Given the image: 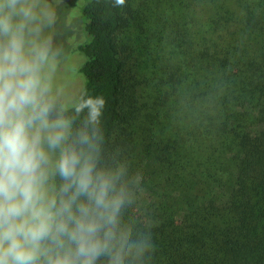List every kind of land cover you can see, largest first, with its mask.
<instances>
[{
	"label": "trees",
	"instance_id": "trees-1",
	"mask_svg": "<svg viewBox=\"0 0 264 264\" xmlns=\"http://www.w3.org/2000/svg\"><path fill=\"white\" fill-rule=\"evenodd\" d=\"M114 5L83 6L89 39L79 102L106 101L99 125L106 163L139 148L136 170L133 151L122 160L127 179L143 177L130 183L134 196L122 215L133 239L150 237L139 264H264V0ZM131 25L172 52V63L160 57L166 78L152 104L139 93L132 68L139 64L127 60L123 34ZM67 115L79 125L74 105ZM133 120L139 132H120Z\"/></svg>",
	"mask_w": 264,
	"mask_h": 264
},
{
	"label": "clouds",
	"instance_id": "clouds-1",
	"mask_svg": "<svg viewBox=\"0 0 264 264\" xmlns=\"http://www.w3.org/2000/svg\"><path fill=\"white\" fill-rule=\"evenodd\" d=\"M45 22L39 0H0V264H139L152 244L122 220L133 181L103 159L106 101L67 115Z\"/></svg>",
	"mask_w": 264,
	"mask_h": 264
},
{
	"label": "rangeland",
	"instance_id": "rangeland-1",
	"mask_svg": "<svg viewBox=\"0 0 264 264\" xmlns=\"http://www.w3.org/2000/svg\"><path fill=\"white\" fill-rule=\"evenodd\" d=\"M88 1L39 0L41 8L51 15V22H45L44 24L43 34L54 41V46L61 53L56 59L53 83L54 88L61 90L62 103L67 107L79 102L87 81L83 71L87 56L82 47L85 41L87 42L89 39V34L86 31L87 19L83 15V6ZM150 25L155 30L156 27L153 21ZM123 40L128 56L127 60L131 63L139 64L137 68L136 65L135 68L132 67L134 74L142 82L139 87V93L143 94L146 101H150L151 104L153 100L155 102L158 101L157 98H159V94L164 88V84L160 83V78H166L162 74L165 70L162 66L167 65L166 62L160 61V57L167 58L172 63V52L167 45L159 44L150 31L142 30L140 32L134 25L126 28L123 34ZM128 44L134 47V52L131 53L129 46L127 50ZM131 74L133 73L131 72ZM143 113L146 114V111H143ZM136 121H132L133 129L128 127L124 130L123 128L126 126L124 124L121 126L120 132L128 133L132 130L139 132L140 130L137 128ZM138 150V146L133 145L123 155L120 154L117 161H120L119 159H126L127 154H129L128 152L133 151L135 155L129 161L133 163L131 165L136 170L141 160V155H139ZM122 160L117 163L123 164ZM137 176L143 178L141 174H137ZM129 179L132 181L131 178ZM135 180L136 178L133 179V181ZM140 182V180L138 183L135 182L136 186L140 185ZM141 208L140 205L134 207L135 215L139 218L142 216Z\"/></svg>",
	"mask_w": 264,
	"mask_h": 264
}]
</instances>
